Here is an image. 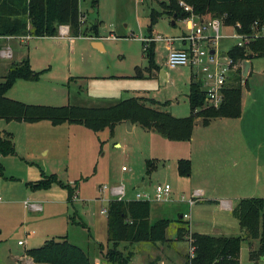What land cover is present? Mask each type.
Here are the masks:
<instances>
[{
	"label": "rangeland",
	"instance_id": "374dc122",
	"mask_svg": "<svg viewBox=\"0 0 264 264\" xmlns=\"http://www.w3.org/2000/svg\"><path fill=\"white\" fill-rule=\"evenodd\" d=\"M91 1L80 0L82 29L96 24L98 37L60 39L56 34L53 38L31 37L25 42L15 39L9 42L14 54L10 59L0 58V81L11 64L24 59L29 60L31 69L39 76L36 81H17L6 97L30 105L84 108H106L121 100L139 97L154 100L155 105L149 104L153 109L176 118L189 116V84L199 82L206 89L202 76L188 67L168 69L164 42L154 43V62L159 70L149 75L145 71L148 61L141 40V36L148 35L152 10L162 13L152 28L154 38L184 34L186 18L177 19L176 25H172L173 18L163 14L161 0H98L94 8ZM221 34L230 35L231 29L223 28ZM92 41L101 42L104 49L95 48ZM234 42L225 38L219 40L218 50L223 54H219L223 62L227 60L224 54ZM4 47L0 41V52ZM250 61L257 74H264V56ZM136 67L142 70L143 78H135ZM255 75L249 84L257 79L256 83L264 85V76H259L260 79ZM245 87L242 82V93ZM257 118L256 114H247L240 121L215 119L210 128H203L197 119L190 145L170 142L137 124L131 131L127 123H119L112 132L109 129L92 132L79 125L52 126L43 121L36 126L0 120V131L12 133L15 145L13 156L0 155V264H18V258L25 251L39 248L45 241L63 238L84 250L88 244V258L95 264L91 254H99V244L105 245L107 229L106 215L101 214L107 203L97 198L107 199L108 193L101 194L100 189L122 185L133 199L135 193H151L158 183H168L171 195L164 202H149V222L153 225L160 220H172L166 237L174 238L173 247L171 243L162 244L163 251L159 249L162 257H158L165 264L175 260L177 264H184L191 249L190 218L196 217L193 233L219 234L202 225L205 219L202 211H207L214 203L199 202L190 211L182 196L189 198L195 191L202 190L204 198L217 199L219 204L223 199L264 198V144L250 140V148H247L242 138L247 135L249 124H258ZM226 124L236 125L233 134L238 138L234 144L217 139L221 129L218 125ZM241 127L245 130L243 133L239 131ZM181 159L192 161L187 177L177 173L176 163ZM148 163L155 168L150 169ZM47 176H54L59 185L36 191L27 186ZM138 184L142 186L137 187ZM61 186L70 187L77 198L68 203L67 189ZM25 201L41 204L43 211L32 212L24 207ZM184 214L189 217L182 218L186 223L177 224L175 221ZM187 228L189 234L185 233ZM230 231L231 236H245L239 226ZM253 242L250 247L252 241H242L240 264H264V257L250 260V250L258 251V242ZM109 247L107 245V249ZM118 250L123 255L134 256L127 244H121ZM139 251L130 259L132 264H141L145 259L142 248ZM151 252L159 253L155 248ZM173 252L177 254L175 258L170 256Z\"/></svg>",
	"mask_w": 264,
	"mask_h": 264
},
{
	"label": "trees",
	"instance_id": "16d2710c",
	"mask_svg": "<svg viewBox=\"0 0 264 264\" xmlns=\"http://www.w3.org/2000/svg\"><path fill=\"white\" fill-rule=\"evenodd\" d=\"M165 1L169 3L166 5ZM191 6L192 14L200 18L210 17L220 20L224 28H236L238 33H251L252 28L259 31L264 26V0H161L163 14L171 16L174 21L185 19L190 13L179 6V2ZM98 0L91 1V7H97ZM162 13L154 10L150 13L148 39L152 28ZM80 10V0H0V38L30 36L32 38L56 37L58 27L68 26L70 36L98 37L97 25L82 29L84 22ZM1 41V40H0ZM144 49H145V44ZM154 42H149L146 50L148 66L145 71L151 75L159 67L154 62ZM227 56L237 65L230 74L225 88L222 90V102L218 107L206 105L205 91L202 84L191 81L189 84L188 102L190 114L187 117L176 118L167 112L153 109L150 105L156 102L152 99L133 97L121 100L106 108H84L76 106H40L30 105L6 97L7 92L19 80L36 81L39 74L24 59L10 65L7 73L0 81V120L7 123L18 122L36 124L49 122L52 126L79 125L92 132L105 129L113 131L119 123L139 125L146 130H154L163 138L172 142H189L195 122L207 127L215 119H239L242 113V77L241 64L251 58L264 56V38L252 41L244 48L233 46ZM135 78H143L140 68H135ZM150 104V105H149ZM15 145L12 133L0 131V155L13 156ZM177 173L180 177L190 175L191 162L188 159L178 160ZM149 168H155L148 163ZM2 167L0 166V175ZM53 184H58L54 176H47L37 183H28L32 190H47ZM67 189V201L71 203L74 191ZM232 217L245 236H211L198 233L189 234L193 257L186 256L184 264H240V249L243 240L258 242V251L250 250V260L264 257V198L240 199L231 211ZM150 203L148 201H116L107 204L106 235L108 249L104 255L111 264H128L132 254L123 255L119 250L121 244L165 243L166 231L173 223L170 220H160L151 225ZM182 216L175 222L185 224ZM85 226L84 224H82ZM184 230H180L179 234ZM101 248V245L99 246ZM25 255L33 264H91L87 253L66 238L49 240L39 248L25 251Z\"/></svg>",
	"mask_w": 264,
	"mask_h": 264
},
{
	"label": "built area",
	"instance_id": "2783aa9c",
	"mask_svg": "<svg viewBox=\"0 0 264 264\" xmlns=\"http://www.w3.org/2000/svg\"><path fill=\"white\" fill-rule=\"evenodd\" d=\"M179 6L183 8L185 12L190 13L184 21L186 25V32L178 37H160L153 36L148 39L141 36L142 43L145 44V49L149 42H164L166 45L167 54L165 56V65L168 69H175L177 67H188L191 70L196 71V75H201L203 79V85L206 89H203L206 93L205 102L210 106L218 107L222 102V90L228 81L230 74L235 70L236 64L228 56L226 61L223 62L220 58L218 47L220 39H232L234 40V46L237 48H244L252 41L260 38H264V26L259 31L252 28L251 33H238L236 28L240 29V24H236V28L232 27L230 35H222L221 30L224 28L222 22L217 19L203 20L198 16L192 14L191 6L185 4L183 1L179 2ZM84 21V18L82 19ZM68 26H59L57 31V38L71 39ZM13 37L0 38L11 39ZM30 36L14 37V39L25 42L29 40ZM180 43L181 48L173 46L174 43ZM12 56L11 50L7 47L0 52V58L10 59ZM125 171V168H122ZM101 194L108 193L106 198H98L101 202L107 204L111 200L116 201H152V202H164L169 200L171 195V186L168 183H158L154 186L151 193L142 192L135 193L133 199H130L125 188L122 185L104 186L100 189ZM77 197V196H76ZM202 199V193L195 191L189 198L181 197V200L185 202L190 208L194 206L198 201ZM1 202V197H0ZM25 208L30 209L32 212H42L43 208L41 204L25 201L23 203ZM107 206L101 209V214L106 215ZM184 219L189 218L188 215H183ZM190 252L189 257H193V248L191 246V240L189 239ZM18 245H24L22 242H18Z\"/></svg>",
	"mask_w": 264,
	"mask_h": 264
},
{
	"label": "crops",
	"instance_id": "0c3cea01",
	"mask_svg": "<svg viewBox=\"0 0 264 264\" xmlns=\"http://www.w3.org/2000/svg\"><path fill=\"white\" fill-rule=\"evenodd\" d=\"M203 20H207V17L203 18ZM172 22H173V20H172ZM172 25H176V21H174V23ZM12 40H14V38L2 39L1 42L4 43V46H5L4 48L8 47L11 50L12 55H13L14 54L13 53L14 50L11 48V45L9 43ZM15 40H17V39H15ZM92 45L93 46L95 45L96 46L95 48H98L100 50L104 49L103 44L101 42L92 41ZM173 46L176 47V48H181L182 47V45H177L176 46L175 43L173 44ZM233 46H234V43L231 46H229L227 52ZM218 52H219L220 55H223L219 50H218ZM227 52L224 55L227 56ZM251 59L252 58H250L249 61ZM236 67H237V65H236ZM241 69L243 71V63L241 64ZM254 74H256L255 76L257 78H260L259 76H264V74H257V72L253 69L252 62L250 61V68H249V71H248V75L246 77V79H247V83H246L247 85L245 87L246 90L245 91L243 90V93H242V100H241L242 113H241V116H240L239 119H235V120L240 121L247 114H250V115L256 114V116H258V118H257L258 124H256V125L249 124L246 127L247 135L246 136H244V135L242 136V138L244 139V142H245V147H247V148H250V143H249L250 140H252L253 142H258V145H263L264 144V85L261 84V82L256 83L257 79L254 81V83L252 85L249 84L250 83V79L254 76ZM162 75L166 77V74L164 72H162ZM222 120L226 121L228 119H222ZM212 122L213 121H211L210 124L207 127H203L202 125L201 126L203 128H210V127H212ZM39 123H41V122H39ZM39 123L32 124V125L38 126ZM235 126L228 125V124H226L225 126L224 125H218V128H221V129H220L219 135H217V139L219 141H222V142L226 143V144H230V143L234 144L235 140L238 138V135L235 136L233 134V132H234V130L236 128ZM134 127H135V125H131V130ZM195 128H196V126L194 127L193 134H192L191 140L189 142H185V143H183V142H174V143H179V144L182 143V144H185V145H190L193 142V140H194ZM215 128L217 130V126H215ZM239 131L241 133H243L245 130H244V128L241 127ZM150 132L155 133L154 130L150 131ZM223 132H228V133L224 134V135H221L220 133H223ZM229 133H232L233 135H230ZM261 143H263V144H261ZM249 154L252 157H254V155L252 153H249ZM247 156H249V155L247 154ZM263 160H264V158H263ZM190 162H192V161H190ZM191 168H192V164H191ZM141 186H142V184H138L137 185V187H141ZM199 191L202 193V199H201V201H198L196 204H198L199 202H201V203H204V202L214 203L213 206L211 204V205H209L206 208L207 211H202V213H203L202 217L205 218L202 221L203 222L202 223L203 227H206L207 229H210L209 231L212 230L213 233L219 234V236H223V235L224 236H231V231L230 230H234L238 226V222L232 217L231 211H232L233 207L237 204V202L240 199H242V198H235V200L223 199V200H221V202L219 204L217 199L204 198L205 197V192L202 191V190H199ZM97 200H98V198H97ZM191 208L189 207L190 211H191ZM184 215H187V214H184ZM150 216H151V210H150ZM182 217H183V215H182ZM105 220H106V217H105ZM149 220H150V217H149ZM167 220H169V219H167ZM170 221H172V220H170ZM188 223L190 225V232L193 233L194 230H192V229H193L194 225L196 224V217L193 216V218H190V221H188ZM194 229H195V232L198 231V230H196V228H194ZM197 233L206 234V235H212L209 232L208 233H206V232H197ZM166 239H167V241L165 243H156V244L136 243V244H132V245L127 244V246L131 247L133 249V251H134V256H132L131 259H134V257L137 254L140 253L139 249L142 248V251L145 254V259L141 262V264H165L163 262L162 258H161L162 257V253L160 252V250L163 251L162 250V248H163L162 244H166V243L170 244L171 243L170 246L173 247L172 244H173V239L174 238H167L166 237ZM45 242H47V241H45ZM45 242H44V244H45ZM253 243L254 242L251 243L250 247L253 246ZM138 244H140L141 246L139 247ZM100 245L101 244H99V246ZM98 248L100 249L99 250V254L98 253H94V252L91 254V257L94 259L95 264H111L104 257V255H105V253L107 251V235H106V243H105V245H101V248L100 247H98ZM152 248H155V250L157 252H159L158 255L151 252ZM84 251L87 254L89 253L90 248H89L88 244H86V250H84ZM176 255L177 254L175 252H173V253H171L170 256L175 258ZM158 256H161V257H158ZM17 262H18V264H33V261L31 260V258L27 257L25 254L23 256H21L20 258H18ZM169 263L170 262H168L167 264H169ZM128 264H132V260ZM172 264H177V260H175V262H173Z\"/></svg>",
	"mask_w": 264,
	"mask_h": 264
},
{
	"label": "water",
	"instance_id": "95a60500",
	"mask_svg": "<svg viewBox=\"0 0 264 264\" xmlns=\"http://www.w3.org/2000/svg\"><path fill=\"white\" fill-rule=\"evenodd\" d=\"M173 23H174V21L172 22V24ZM94 47H96V46L94 45ZM250 58H251V56H250ZM18 65H20V62L18 63ZM249 68H250V61L249 60L244 61L243 62V71H242V77L243 78L247 77ZM127 127H128V130L131 131V125L129 123H127Z\"/></svg>",
	"mask_w": 264,
	"mask_h": 264
}]
</instances>
